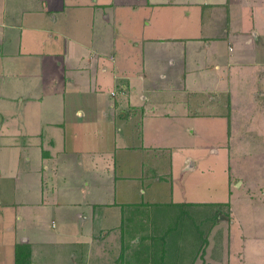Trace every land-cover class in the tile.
<instances>
[{
    "label": "crops",
    "instance_id": "crops-1",
    "mask_svg": "<svg viewBox=\"0 0 264 264\" xmlns=\"http://www.w3.org/2000/svg\"><path fill=\"white\" fill-rule=\"evenodd\" d=\"M198 136L264 140V0H0V264H264L263 181L174 187Z\"/></svg>",
    "mask_w": 264,
    "mask_h": 264
},
{
    "label": "rangeland",
    "instance_id": "rangeland-1",
    "mask_svg": "<svg viewBox=\"0 0 264 264\" xmlns=\"http://www.w3.org/2000/svg\"><path fill=\"white\" fill-rule=\"evenodd\" d=\"M211 138L205 139L198 136L195 140L196 144H202L205 147L190 149L191 160H188V164L194 162L195 169L193 171H187L183 174V189H179L178 184L174 183L176 190H179V194L184 190L189 197H202L204 199H219L221 197H227L229 194V183L227 182L228 176L238 173L243 178L256 179L264 182V140L260 139H248L244 140L245 145L241 149L233 150L230 147L228 151L225 147H218L213 150L211 145L227 144L229 141L227 138ZM234 141L230 142L231 146L235 145ZM258 147L261 149H249L248 147ZM258 150V153H254ZM180 158V156H178ZM129 175H137L133 169L126 171ZM177 172V171H176ZM134 173V174H133ZM144 179V178H142ZM239 181V180H238ZM235 186L237 182L234 183ZM264 185V184H263ZM130 186L127 181H121L116 188L117 198L123 197V190ZM233 193L237 196L241 192L242 188L236 186ZM112 188V182L108 180V191ZM144 186H141L143 189ZM105 191V187H103ZM252 194L258 195L257 188H253ZM243 194V193H242Z\"/></svg>",
    "mask_w": 264,
    "mask_h": 264
},
{
    "label": "trees",
    "instance_id": "trees-1",
    "mask_svg": "<svg viewBox=\"0 0 264 264\" xmlns=\"http://www.w3.org/2000/svg\"><path fill=\"white\" fill-rule=\"evenodd\" d=\"M16 263H19V259L17 258V252H16Z\"/></svg>",
    "mask_w": 264,
    "mask_h": 264
}]
</instances>
